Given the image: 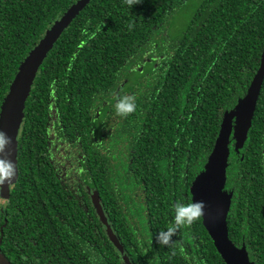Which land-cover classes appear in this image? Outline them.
I'll return each instance as SVG.
<instances>
[{
	"label": "trees",
	"instance_id": "16d2710c",
	"mask_svg": "<svg viewBox=\"0 0 264 264\" xmlns=\"http://www.w3.org/2000/svg\"><path fill=\"white\" fill-rule=\"evenodd\" d=\"M78 1L0 0V112L21 64ZM186 1L141 0L130 8L125 0H90L59 35L23 105L15 195L0 210V264L103 258L102 242L89 247L76 235L85 234L89 189L115 233L129 237L126 249L139 234L157 264H225L202 220L173 237L184 254L155 236L172 221L176 202H191L223 113L259 67L264 0H202L169 36L170 18ZM125 95L135 98L136 111L118 116L114 137L109 107L115 111V98ZM232 148L228 237L264 264V79L247 140L239 155ZM66 224L63 250L43 255L47 236Z\"/></svg>",
	"mask_w": 264,
	"mask_h": 264
},
{
	"label": "water",
	"instance_id": "95a60500",
	"mask_svg": "<svg viewBox=\"0 0 264 264\" xmlns=\"http://www.w3.org/2000/svg\"><path fill=\"white\" fill-rule=\"evenodd\" d=\"M90 0H79L73 5L51 28L31 51L21 64L19 72L14 78L8 95L5 97L0 112V130L12 137V156L16 168L17 138L23 117V105L28 96L31 84L39 65L47 55L62 31ZM264 79V49L260 56L259 67L252 77L245 95L239 98L230 110L223 113L219 131L213 148L206 163L193 179L190 186L192 201H203L206 205L202 225L213 245L225 264H254L249 260L245 246L237 248L228 237L227 216L231 205L232 192L225 189L226 170L230 155L229 145L233 142V150L239 154L243 148L256 109L257 100ZM9 185L1 189V193H8ZM93 203L97 213L106 226L114 246L120 250L124 260H128L118 240L114 236L101 209L97 195H93ZM129 264V263H128Z\"/></svg>",
	"mask_w": 264,
	"mask_h": 264
},
{
	"label": "flooded vegetation",
	"instance_id": "af4514ba",
	"mask_svg": "<svg viewBox=\"0 0 264 264\" xmlns=\"http://www.w3.org/2000/svg\"><path fill=\"white\" fill-rule=\"evenodd\" d=\"M108 116L110 117V120L107 123L106 127L109 129L108 132L111 135H114V137H116V135L118 133V130L120 129L121 124L123 123V120L118 118V116L115 114V111L113 110L112 107L111 108L109 107ZM106 142L109 143L108 141H106ZM229 150H230V145H229ZM232 150H233V148H232ZM233 152H234V150H233ZM234 154H236V153L234 152ZM236 155H239V154H236ZM228 160H229V158H228ZM228 165H229V162H228ZM13 181L9 185L8 193L6 195L2 194L1 193V189H0V208H1L0 210L1 211H2V209L4 207L5 208L7 207L9 199L11 198L12 193H13V195H15L13 189H15L14 188L15 184H16L15 182L17 180L14 179ZM87 192H88V195H89V198H90V203L88 204V208L85 207V211L88 210L89 212H87V213L84 212L86 217H87V222L83 223V229L85 231L86 236H85L84 233L81 234L79 232H77L76 235H77V237L82 238V239L85 240L86 246L88 244H90L89 247L97 246L96 245L97 241L102 242L103 243L102 244L103 250H101V248H100V251L102 252L104 257L100 258V259H96V260L92 259L90 256L85 258L87 256V253H86L84 255L85 257L78 258L77 264H128V263L129 264H157L158 263V259H155V258L154 259H149V257H148V254L150 253V250L145 248L146 247V243H145V240L143 239V237H144L143 235H139V234L131 235L132 238H135L134 240H135V243L137 244L136 247H134L135 245H129V247H130L129 249H126L124 247V246L127 245V243L125 244V242L127 241V239L129 237H126L124 235L118 236L115 233V231L113 230L112 225H111L112 224V220L108 219V217H107V215H106V213L104 211L103 205L100 202L98 194L96 192H94L92 189L87 190ZM117 194H119V196H120L119 191L117 192ZM93 195H97L98 201L100 203V206H101L103 214H104V216L106 218V221H107L108 225L110 226L114 236L118 240V243H119L120 247L122 248V252L126 256V258L128 260V263L124 260V257L121 254L120 250H118L116 248V246H114L110 236L108 235L106 226L101 221V219H100V217H99V215L97 213V210L95 208V205L93 203ZM232 196H233V193H232ZM60 222L64 223L62 220ZM70 234H71L70 233V224H66L64 227H59L57 229L56 228L53 229L51 231V233L47 236V239L49 241H51L52 243L51 244H49V243L44 244L43 248L41 250V253L43 255H46L47 253L50 254L52 251L63 250V248L57 247V246H60V243L63 242V238L67 237ZM242 245H244V244H242ZM241 246H238V247L236 246V247L240 248ZM245 249H246V247H245ZM85 252L86 251H83V253H85ZM113 255L115 257L114 260H116V261H111L112 260L111 256H113ZM45 258L46 257L43 256V258H41V259H45ZM144 258H146V260ZM61 259L62 260H60L59 258H56L55 263L47 260L46 264H67L66 263L67 261L69 262V264H75L74 262H72L68 258L61 257ZM134 259H138L139 261L138 260H134ZM251 262H253V261H251Z\"/></svg>",
	"mask_w": 264,
	"mask_h": 264
},
{
	"label": "clouds",
	"instance_id": "9594fccd",
	"mask_svg": "<svg viewBox=\"0 0 264 264\" xmlns=\"http://www.w3.org/2000/svg\"><path fill=\"white\" fill-rule=\"evenodd\" d=\"M125 3L132 6L140 4L141 0H125ZM132 25H129L131 29ZM115 114L121 118H126L136 111L135 98L132 96H117L115 98ZM12 137L6 132L0 130V189L5 185H10L16 178L15 163L11 159L12 156ZM206 205L203 201H192L189 203L176 202L172 206L173 219L169 222L166 230L156 233L155 241L163 246L178 248L181 254L185 253V249L178 240H173L181 229H188L201 220L205 215ZM177 253L173 251L172 255Z\"/></svg>",
	"mask_w": 264,
	"mask_h": 264
},
{
	"label": "rangeland",
	"instance_id": "374dc122",
	"mask_svg": "<svg viewBox=\"0 0 264 264\" xmlns=\"http://www.w3.org/2000/svg\"><path fill=\"white\" fill-rule=\"evenodd\" d=\"M202 0H187L183 5L177 8L170 18L171 30L170 36H176L190 20L195 10L198 8ZM154 60V59H153ZM150 62V61H148Z\"/></svg>",
	"mask_w": 264,
	"mask_h": 264
}]
</instances>
